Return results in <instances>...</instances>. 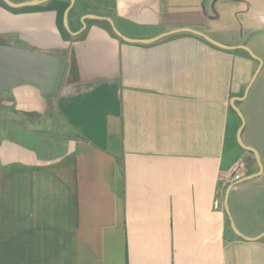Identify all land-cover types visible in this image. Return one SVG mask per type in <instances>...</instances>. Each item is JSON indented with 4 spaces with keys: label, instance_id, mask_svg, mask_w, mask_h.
I'll list each match as a JSON object with an SVG mask.
<instances>
[{
    "label": "crops",
    "instance_id": "0c3cea01",
    "mask_svg": "<svg viewBox=\"0 0 264 264\" xmlns=\"http://www.w3.org/2000/svg\"><path fill=\"white\" fill-rule=\"evenodd\" d=\"M9 1L61 68L0 94V264H264V0Z\"/></svg>",
    "mask_w": 264,
    "mask_h": 264
},
{
    "label": "water",
    "instance_id": "95a60500",
    "mask_svg": "<svg viewBox=\"0 0 264 264\" xmlns=\"http://www.w3.org/2000/svg\"><path fill=\"white\" fill-rule=\"evenodd\" d=\"M6 1L13 5H22L13 3L9 0ZM185 29L204 36L206 39L218 46L225 48L231 47L212 39L205 33H202L198 30L189 28ZM117 32L119 35H122L119 30H117ZM126 39L128 38L126 37ZM243 47L255 55L248 47ZM60 68L61 60L59 56L52 52L34 49L25 45L6 44L0 41V94L22 83L35 84L40 88L42 94H51L56 87ZM259 69L260 66L256 70L252 80L257 76ZM248 88L246 89L245 95L248 91ZM231 105L242 117V125L238 132V141L242 146L253 150L258 156V152L254 147L247 146L243 142L241 132L244 126V118L241 109L234 101L231 102ZM258 162L260 168L262 169L263 163L259 156Z\"/></svg>",
    "mask_w": 264,
    "mask_h": 264
},
{
    "label": "rangeland",
    "instance_id": "374dc122",
    "mask_svg": "<svg viewBox=\"0 0 264 264\" xmlns=\"http://www.w3.org/2000/svg\"><path fill=\"white\" fill-rule=\"evenodd\" d=\"M256 60H257V62L259 61V65H260V59L256 58ZM257 67H259V66H257ZM242 94H243V92L241 93V95ZM237 105H238V103H237ZM253 109H254L253 114L255 113V114H259L260 115L263 112V107L260 104V101L257 102V99L254 100ZM246 115H248V114H246ZM257 132H258V130H254V134H256V135H253L254 138H252V139L250 138V140L253 141V143H255L258 147L261 148L262 147V139L259 136H257L258 135ZM244 139H245V141L249 140L248 130L244 132Z\"/></svg>",
    "mask_w": 264,
    "mask_h": 264
},
{
    "label": "built area",
    "instance_id": "2783aa9c",
    "mask_svg": "<svg viewBox=\"0 0 264 264\" xmlns=\"http://www.w3.org/2000/svg\"><path fill=\"white\" fill-rule=\"evenodd\" d=\"M241 166H242L241 162L235 163L232 166L231 170L228 172L227 175L230 176V177H232V179L234 181L238 180L241 177V173H240Z\"/></svg>",
    "mask_w": 264,
    "mask_h": 264
},
{
    "label": "flooded vegetation",
    "instance_id": "af4514ba",
    "mask_svg": "<svg viewBox=\"0 0 264 264\" xmlns=\"http://www.w3.org/2000/svg\"><path fill=\"white\" fill-rule=\"evenodd\" d=\"M1 42L5 43L4 41L0 40Z\"/></svg>",
    "mask_w": 264,
    "mask_h": 264
}]
</instances>
